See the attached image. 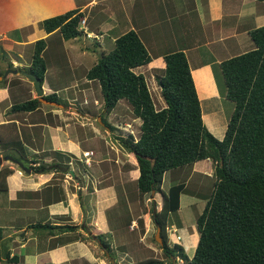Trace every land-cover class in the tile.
<instances>
[{"label": "crops", "instance_id": "1", "mask_svg": "<svg viewBox=\"0 0 264 264\" xmlns=\"http://www.w3.org/2000/svg\"><path fill=\"white\" fill-rule=\"evenodd\" d=\"M72 9L82 12L80 19H85L84 24L90 33L98 34L102 40L104 35L109 38L110 48L114 39L124 32L133 30L138 34L151 60L133 70L144 75L157 109L165 105L158 96L156 80L164 68L163 54L182 51L189 64L203 123L212 132L219 125L222 130L217 135L219 138L225 131L227 115L224 117L221 114L218 104L220 96L212 88V65L247 51L245 47L252 49L254 45L248 31L264 25V0H0V48L4 54L12 53L13 56L0 58V85H3L0 92L5 93V98L0 96V124L13 121L17 127H35L32 132L29 130L26 137L20 133L22 140L25 139L23 143L35 142V131L44 141L39 146H34V143L31 147L33 150H28L23 144L24 153L27 160L36 161L32 165L43 163L47 167L46 170L33 172L27 166V169H21L5 159V155L0 158V169L7 167L12 170L5 178L6 190L0 191V264H106L94 249L97 245L103 250L101 245L88 236L101 232L107 242L118 241L123 256H126L124 245L128 240L136 238L146 242L149 228L143 215L150 209L158 211L161 206L162 197L158 192L145 194L140 200L137 189L133 188L139 174L138 168L120 143H102L101 147L89 143L99 133L91 120L95 114L92 110L76 108L81 105L80 101H73L81 94L82 105H89L87 93L92 89L93 81L83 76L77 94L67 93L73 100L66 106L40 101L41 104L33 111L19 114L10 110L13 103L7 102V89L9 84H12V88L18 85L16 83H22V79L13 77L6 81L2 68L6 73L10 71L11 75H15L19 72L17 68L27 67L26 47L31 45L33 48V42L37 39L45 38L46 52L50 46L47 41L57 32L46 33L38 27V22ZM249 42H252V46ZM70 80L76 85L72 78ZM61 83L66 85L63 80L58 82ZM52 86L44 79L41 85L43 94L51 93ZM32 87L29 90L23 88L19 93L25 91L27 99L35 98ZM93 103L98 104L97 101ZM77 119L86 128V132L81 133L83 137L79 134L71 136L69 131L72 125H77ZM133 120L139 127L140 119ZM121 124L129 125L127 122ZM37 128H40V132ZM109 134L112 135V131L109 130ZM84 151H92L86 161ZM64 154L74 156L68 161L69 168L59 165L57 160L51 169L53 159L61 156L64 163ZM14 159L23 165L26 163L25 160ZM197 163L191 166L186 177L184 169L180 173L167 171L164 175L169 178L170 185L184 179L187 186L196 172L192 167ZM210 170L205 163L201 172H197L194 187H188L193 194L182 192L179 207L182 206L183 194L199 196L197 189L203 180L200 174L210 176ZM54 190L59 198L49 202V219L43 218L42 223L76 226L75 229L46 230L33 226L42 202ZM157 195L160 200H157ZM149 202H153L151 208ZM180 216L178 225H181ZM78 235L84 238H75Z\"/></svg>", "mask_w": 264, "mask_h": 264}, {"label": "trees", "instance_id": "2", "mask_svg": "<svg viewBox=\"0 0 264 264\" xmlns=\"http://www.w3.org/2000/svg\"><path fill=\"white\" fill-rule=\"evenodd\" d=\"M81 17L82 12L72 9L39 21L38 27L46 33L57 32L64 40L86 37L78 27ZM248 35L254 45L252 49L216 63L225 88L224 96L233 102L221 139L203 123L196 88L182 51L163 54L164 68L156 80L165 105L159 109L154 105L144 75L133 70L151 60L133 30L117 36L112 47L100 51L84 72L87 80L97 81L105 113L119 100H125L132 115L140 119L137 138L128 133L116 135L115 139L130 153L138 168L136 186L140 200L145 194L156 192L162 197L160 209L152 211V219L160 230L159 247L167 261L147 259L135 264H172L176 257L182 264H264V25L250 29ZM45 48V38L33 42L26 69L40 80V85L47 70ZM42 97L58 102L55 90ZM40 104L39 98H29L13 103L10 110L25 113ZM104 125L110 131L116 130L112 125ZM9 139V143H0V148L18 149V159L25 160L24 166L33 172L47 169L43 163L35 166L32 165L35 160L26 159L22 144L25 139L19 136L13 121L0 124V141ZM64 155V163L63 160L57 163L69 168L68 161L74 156ZM53 160L51 169L57 161ZM204 160L213 164L214 180L211 192L201 196L205 203L195 219L199 237L192 256L188 257L181 245H167L165 230L168 218L178 212L180 194L192 193V190L184 179L171 184L166 192L161 184L167 171L180 173L185 167ZM11 172L7 167L0 169V191L6 190L5 178ZM33 226L46 230L76 228L50 223ZM1 231L0 228V238ZM101 234L88 237L96 239L112 258L110 244Z\"/></svg>", "mask_w": 264, "mask_h": 264}, {"label": "rangeland", "instance_id": "3", "mask_svg": "<svg viewBox=\"0 0 264 264\" xmlns=\"http://www.w3.org/2000/svg\"><path fill=\"white\" fill-rule=\"evenodd\" d=\"M136 3L138 4V1ZM80 20H79L78 25L80 24V26H84V22H83L84 19L82 18ZM94 35L96 34L89 33L87 37L81 36L77 39L62 40L59 34H57L50 38V42H49L50 46L48 50L44 53V58L47 63L45 82L48 83L49 81L53 83L54 86H52L51 88L53 91L54 90L56 91L58 104L60 105L63 104L66 106L67 103H72L73 97H71L67 93L74 92V95L77 94L76 91L80 89V84L82 82L81 80L83 79L82 77L84 76L83 72H85L90 67L92 62L96 60V58L100 55V51L109 50L110 48L109 38L106 35H104V38L102 40V38L98 34L95 36L96 38L93 37ZM249 43H251L250 45L252 46V42H249ZM87 47H89L88 50H87ZM92 48L93 49L95 48V50L91 51L90 49ZM248 48L250 47L248 46V47H245L244 49L248 50ZM7 51L9 52L10 50L8 49ZM32 52H33L32 46L31 45L27 46L26 47V55H27L26 59L28 63L31 60ZM19 53L23 54L21 51ZM5 55L6 53L4 54L0 48V58H4V57L6 58L7 56L10 58L12 53L7 54L6 56ZM17 69L19 72L14 73L15 75H11L10 71L6 73L5 68H2V75H4V78H6V81H8L7 79H10L13 77H18L22 79V83L20 82L16 83L18 85H15L12 88H11L12 84H9L10 87L9 89H7V96H8L7 102L9 100L11 103H18L19 101L21 102L22 100L23 101L26 100L28 98V96L26 95V92L24 91V92L19 93V91H23V88L24 89L26 88L29 90V88L31 89L32 87L31 86L32 82L30 83L28 81V78L23 74V71L26 72L27 67L17 68ZM70 78H72V80L75 81L76 85H74V82H72ZM212 78H213L212 88H215L216 92L220 96L219 101H218L220 112L221 114L224 115V117L226 115L228 116V114L233 109V102L226 99L224 96L225 88H224V84L222 81L221 73L218 67H216V64L212 65ZM61 80H63V82H65L66 85H63V83L58 84V82ZM0 86H3V85H0ZM154 88L156 89L155 83H154ZM32 89L34 88L32 87ZM156 91H154V93ZM28 95H30V93H28ZM0 96L5 98V93L0 92ZM87 96H88V100H90L89 105H82L83 96L81 94H78L77 100H74L73 103L80 101L81 105L77 106L76 108L92 110L95 114V117L92 118L91 120H92V123L95 125L96 129H98L99 133L95 134V138L89 143H94L96 144V146L101 147L103 145L102 143H120L118 140L115 139L116 135L125 136L128 133H130L134 138L138 137L139 127L137 125L136 120H133L136 117L132 115L131 107L125 100H119L117 104L115 105V107L112 109V112H110V114L105 113L104 108L102 107L103 101H102V96H101L100 88H99L97 81L92 82V89L88 91ZM158 96L163 101V99L160 96V92L158 93ZM94 101H97L98 104L95 105V103H93ZM71 106H73V104H71ZM209 108H210V105H208V109ZM214 108H217L216 105H214ZM19 114H21V112ZM121 122H127L129 125L121 124ZM76 123L77 125H72V128L69 129L71 136L76 137L79 134L80 137H83V134L81 135V133L86 132L85 131L86 128L82 127L83 122L80 121L79 119H77ZM105 123L115 127L116 130H112V135L111 134L108 135L109 129L107 128V126L104 125ZM76 127H77L78 132L75 130ZM216 128L217 130L213 132L210 131V132L216 138L221 139L222 137L219 138L217 135H220V132H222V130L220 131L219 125H217ZM37 129L40 132V128H37ZM17 130H18L19 136L21 133L25 135V137L29 135V130L30 132L33 131L32 129L25 128L23 126L17 127ZM35 134H37L35 135V138H34L35 142L25 143V144L22 143L28 147V150L29 149L33 150L31 147L34 145V143H36L34 146L36 145L39 146L41 145L40 143H43L44 141L43 137H38V132L35 131ZM9 142H10V139L0 141V143H9ZM4 155L5 157L15 156L16 158H18V156H20V153L18 149L16 148L11 147L10 150H5L4 148H0V158H2V156ZM61 159L62 157L60 156L58 159H55V160L61 161ZM64 159H66V157ZM205 163L207 166L209 165V169L211 170L208 171L210 173V176H205V175L200 174L203 179L201 181V186L197 189V191H199L200 197L198 196L196 197L195 195L191 196V195L183 194L181 197L182 206L179 207V212L171 214V216L168 218L167 227L165 230L167 245L170 247L173 244L181 245L184 249V252L186 253L188 257L192 256L195 246L198 241V237H199V234H198V231L195 225V219H196V216L201 213L203 206H204L203 204L205 203L204 199H201V196L203 194L208 195L212 190V182L214 180L213 164L210 161H207L204 163L198 162L196 166L192 167L193 170L196 172L195 173L193 172L194 175L191 179V182L187 184V187H190V188L194 187L193 181L197 180V176L199 174L197 172H201L202 167L205 165ZM76 165H78L79 167L78 162H76ZM190 168H191L190 166H187L184 168L185 169L183 171L185 175L184 177L187 176V174L190 171ZM187 180L188 179H186V181ZM169 185H170L169 178L164 175L162 184H161V189L164 192H166ZM133 188L137 189L136 181L133 184ZM58 198H59V194L58 192H56V190H54V193L52 195L47 197V199H44L45 202H42V205H43L42 208L38 210L36 217H34V220H35L34 222L37 225L43 224L42 223L43 218L47 220L49 219L47 218V216L49 215L50 211H49V208H47V206L49 202H52L53 200L58 199ZM157 200H160L159 195H157ZM34 203L35 202H33V204ZM148 205H149V208H151V205H153V202H149ZM143 216L145 217V220H144L145 224L149 228L148 236L145 238L146 242L144 240L138 241V239L136 238L135 239L131 238L130 240H128V243L124 245V248H125L124 250L127 253V255L123 256L122 249L119 248L120 243L118 241H116L115 243H112V241L110 240L108 241L112 249V256L114 257L113 260L115 262L119 264H135L138 261L147 260V259L162 260L164 262L167 261V259L162 254V250L159 247L158 242L161 241L162 239L160 237V233L157 235V228L152 219L151 209L147 211L146 215L144 214ZM179 216L181 218V225L177 224V223H180ZM44 222H48V221H44ZM156 235H157L158 241H156L155 239ZM176 235H179L180 239H176ZM94 249L97 251L102 261H104L106 264H112L110 262V259L106 257L104 251L98 248L97 245H95ZM5 264H10V263L7 262ZM172 264H182V261L181 259L176 257Z\"/></svg>", "mask_w": 264, "mask_h": 264}, {"label": "water", "instance_id": "4", "mask_svg": "<svg viewBox=\"0 0 264 264\" xmlns=\"http://www.w3.org/2000/svg\"><path fill=\"white\" fill-rule=\"evenodd\" d=\"M24 75L28 78V80H29L30 82L33 83L34 90H35V95H36L37 98H39L40 101H42V102H44V103H48V104L60 105V104H58V103H52V102H49V101L45 100V99L42 97V96H43V91H42V88H41V85H40V80H39L35 75H33L32 73H29V72H25ZM5 159L11 160L13 163H15V164H16L17 166H19L21 169H27V168H25V166L23 165V163H21L20 161L14 159V158L11 157V156H7V157H5ZM65 170H67V168H65ZM69 171H70V173L73 174V171H72V170H69ZM159 232H160V230L157 229V235L159 234ZM157 235H156V237H155L156 241H158V240H157ZM158 243L161 244V243H162V240L159 241ZM106 254H107V256H108V253H106ZM111 262H112V264H119V263H117V262H114L113 259H111Z\"/></svg>", "mask_w": 264, "mask_h": 264}, {"label": "clouds", "instance_id": "5", "mask_svg": "<svg viewBox=\"0 0 264 264\" xmlns=\"http://www.w3.org/2000/svg\"><path fill=\"white\" fill-rule=\"evenodd\" d=\"M80 26V25H79ZM79 28H81L82 30H83V32H84V35L87 37V35L90 33L89 31H87L88 29H87V27L85 26V24H84V26L83 27H79ZM96 35H94L93 37L94 38H96L95 37ZM44 95V94H43ZM159 193V192H158ZM158 229V228H157ZM174 231V230H173ZM160 233V232H159ZM178 235H176V237H177ZM177 239V238H176ZM160 244V243H159ZM173 246V245H172ZM106 253H108V256H109V252H106ZM107 256V257H108ZM109 259H110V262H111V259H114V257H112V258H110V257H108ZM182 261V260H181ZM115 262V261H114ZM112 263V262H111Z\"/></svg>", "mask_w": 264, "mask_h": 264}, {"label": "built area", "instance_id": "6", "mask_svg": "<svg viewBox=\"0 0 264 264\" xmlns=\"http://www.w3.org/2000/svg\"><path fill=\"white\" fill-rule=\"evenodd\" d=\"M81 22V20H80ZM83 22H85V19L83 20ZM80 25V24H79ZM83 25V24H82ZM80 27H83V26H80ZM92 154V151H84L83 152V156H85V161L87 160V158ZM19 173H21V171L19 170ZM177 239H179V236L176 237Z\"/></svg>", "mask_w": 264, "mask_h": 264}]
</instances>
